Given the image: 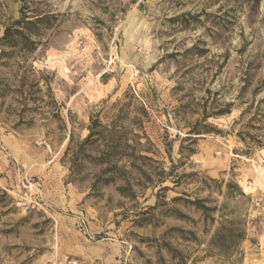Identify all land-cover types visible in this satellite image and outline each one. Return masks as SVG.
Segmentation results:
<instances>
[{
	"label": "rangeland",
	"instance_id": "374dc122",
	"mask_svg": "<svg viewBox=\"0 0 264 264\" xmlns=\"http://www.w3.org/2000/svg\"><path fill=\"white\" fill-rule=\"evenodd\" d=\"M69 261L264 264V0H0V264Z\"/></svg>",
	"mask_w": 264,
	"mask_h": 264
},
{
	"label": "trees",
	"instance_id": "16d2710c",
	"mask_svg": "<svg viewBox=\"0 0 264 264\" xmlns=\"http://www.w3.org/2000/svg\"><path fill=\"white\" fill-rule=\"evenodd\" d=\"M34 15V19L24 18L25 27L24 29L28 32H36L37 25L41 20L39 17ZM19 33V32H16ZM3 40H12L13 43L19 42L20 46L23 48H27L29 46V41L27 40L25 34L19 33V35H15V31H12L10 28H6L5 33L3 35ZM97 119L91 121L89 125V133L87 135L86 140L90 139L94 134V126L97 124ZM240 135H243L242 131L239 132ZM253 141L258 144H263V141L260 139H256L252 137ZM110 151L106 149L103 153H101L100 160H105L110 157ZM108 162V160L106 161ZM107 170V169H106ZM109 179H105L104 182H108ZM229 193L234 190L235 184L227 183L226 184ZM238 191V190H237ZM238 194L241 196H245V194L241 191H238ZM194 208L200 210L203 214L206 222L209 220H213V224L215 223L214 213L217 214V225L214 227L213 234L211 235L207 250L209 253H213V255L221 257L223 260H227L229 262H236L239 260V257L242 256V251L240 249V245L242 241L246 238V227L243 219H240L237 216H233V209H230L227 206V203H222L220 205H213V207H209L205 205V203H189ZM160 203H154L152 206H149L148 209L151 211L156 210L159 207ZM213 213V216H212Z\"/></svg>",
	"mask_w": 264,
	"mask_h": 264
},
{
	"label": "built area",
	"instance_id": "2783aa9c",
	"mask_svg": "<svg viewBox=\"0 0 264 264\" xmlns=\"http://www.w3.org/2000/svg\"><path fill=\"white\" fill-rule=\"evenodd\" d=\"M68 264H73V263H71V261H69Z\"/></svg>",
	"mask_w": 264,
	"mask_h": 264
}]
</instances>
